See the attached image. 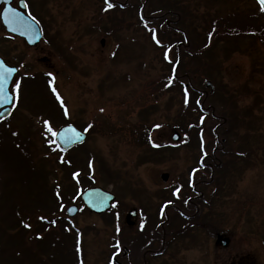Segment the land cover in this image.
Masks as SVG:
<instances>
[{
	"label": "rangeland",
	"instance_id": "1",
	"mask_svg": "<svg viewBox=\"0 0 264 264\" xmlns=\"http://www.w3.org/2000/svg\"><path fill=\"white\" fill-rule=\"evenodd\" d=\"M25 1L43 40L30 49L0 23V56L20 68L19 78L28 76L24 82L51 77L65 121L88 133L80 169L116 202L104 219L82 209L77 190L71 202L47 215L28 201L37 174H50L49 187L63 182L60 151L52 143L58 127L23 107L42 106L41 94L32 92L0 128V264H79L70 232L61 226L36 232L43 222L69 224L83 234V264H109L115 248L138 251L132 240L139 246V232L151 236L158 222L160 231L166 216L167 250L152 264H230L237 254L264 264V15L255 0H165L183 17L151 15V3L159 0ZM183 36L188 43L174 46ZM196 54L201 59H189ZM179 58V84L173 86L170 69ZM179 85L202 91L197 101H204L205 115L186 105ZM174 131L179 143L172 141ZM157 147L170 149L150 160L148 148ZM207 156L215 171L195 172ZM163 174L169 175L166 183ZM169 201L193 223L177 217L175 206L161 213ZM72 204L81 210L70 219L65 209ZM134 208L139 215L130 227L125 218ZM18 218L22 227L15 230ZM216 234L231 240L229 248L217 245ZM38 244L45 250L39 257Z\"/></svg>",
	"mask_w": 264,
	"mask_h": 264
},
{
	"label": "trees",
	"instance_id": "2",
	"mask_svg": "<svg viewBox=\"0 0 264 264\" xmlns=\"http://www.w3.org/2000/svg\"><path fill=\"white\" fill-rule=\"evenodd\" d=\"M150 13L152 14H159L160 17H162L166 13H172L179 16L183 15V12L179 9V7L176 4H169L165 0H159L157 3L152 2L150 7ZM162 15V16H161ZM183 17V16H182ZM159 18V16H158ZM140 19L142 23H146V20L144 19V16H142V13H140ZM145 21V22H144ZM181 30V29H180ZM183 34H186L183 29L181 30ZM189 40V39H188ZM174 41L175 44L179 45L181 42L184 41V36L181 37L179 41ZM180 42V43H179ZM190 44L191 46L194 45V41L191 40L190 37ZM193 47V46H192ZM194 50L191 48L189 51L191 52ZM189 53V52H188ZM202 57L206 56V53H201ZM190 56V55H189ZM186 57V55H185ZM187 58V57H186ZM194 61H197L201 59L199 57V54H196L192 56ZM177 67V62H175V65L170 69L171 77L170 81L172 82V85L175 86V83H178L175 79V71ZM182 69V64L180 65ZM180 67L178 68V71L180 70ZM22 88L20 89V97H19V107L23 108L25 107L26 110H28L32 115H36L38 117H42L45 120L53 123L55 127H60L63 125H66V119H65V107L63 106L60 98L57 95L56 89L54 87L53 81L50 79L47 75H38L34 76L31 80L22 81ZM179 84V83H178ZM171 85V84H170ZM178 89V88H177ZM41 94V105L36 106H23L25 104L26 100H29L32 98L33 93L37 92ZM197 92V93H195ZM193 91L190 88L182 87V85H179V93L184 96V100L187 101L186 105L189 106L193 103L195 105V108L202 113V115H205L204 111L202 110L201 104L197 101L200 100L201 94L199 91ZM189 94V95H188ZM188 95V96H186ZM194 98V99H193ZM195 101V102H194ZM185 103V102H184ZM225 104V102H224ZM23 106V107H22ZM189 116H191V113H189ZM202 127H196L197 130H200ZM226 141H227V135H225ZM147 142V141H146ZM228 142V141H227ZM52 143L54 145L55 150H59V147L57 146L54 139H52ZM197 145H199V141L197 142ZM166 149H170L169 147H164ZM164 148H148V156L150 160H156L157 157H161L163 155H166V152L168 150H165ZM48 149V148H47ZM83 147H78L74 150L68 151V152H61V156H59L60 168L62 171V185L56 184L52 185V187L49 185V180L47 179L48 176H50L49 173H45L42 175L37 174L36 178L33 177L34 174L30 175L36 180H42L44 181V184L42 186L35 185L34 182L36 180L32 179L29 182V189L27 192L28 201L34 202L38 204L40 207L39 209L43 210V212H46V215L51 213L53 210V207H56L58 204L66 205L69 202H71L70 198L74 194L76 190H82L84 188L92 187L94 186L91 181L92 177L90 173H83V171L80 169L81 166H83ZM164 149V150H163ZM54 150V151H55ZM62 160V161H61ZM82 163V165H81ZM205 171L203 166L199 165L198 171ZM52 175V174H51ZM38 176V177H37ZM44 179V180H43ZM59 193V194H58ZM169 204L175 205L176 203L169 201ZM182 208V207H181ZM196 213V211H195ZM43 215V214H41ZM210 216V213L208 214ZM108 217V215L103 216L105 219ZM204 218V217H203ZM22 220L18 218V220L15 221V225L13 226L14 229H20L22 227ZM43 226H40L37 228L36 232H42L46 228L50 227L52 224H49V222H43ZM38 225H41L39 222ZM64 225V224H62ZM61 228L66 232H68V227L62 226ZM171 227H178L177 224L174 226V224H171ZM170 227V228H171ZM24 233V232H23ZM25 234H27L25 232ZM184 235H179L178 237L185 238ZM71 237V236H70ZM72 239V238H71ZM45 253V250L38 244L37 250L35 251V255L39 257V254Z\"/></svg>",
	"mask_w": 264,
	"mask_h": 264
},
{
	"label": "water",
	"instance_id": "3",
	"mask_svg": "<svg viewBox=\"0 0 264 264\" xmlns=\"http://www.w3.org/2000/svg\"><path fill=\"white\" fill-rule=\"evenodd\" d=\"M256 1L262 9L259 0ZM12 3L13 0H0V8H2L0 20L3 27L6 29L7 33L24 39L29 47H36L42 40V34L37 23L28 16V6L26 2L20 0L17 8L13 7ZM262 11L264 12V10ZM103 44L104 43H102V45ZM17 72L16 68L7 67L0 58V83L4 85V94L0 95V120L6 119L11 114L13 95L10 93V86ZM206 87H210L211 91H214L211 82H207ZM55 138L62 149L70 150L75 146L83 145L87 139V134L69 125L60 128ZM172 139L174 142H179L181 136L179 133L174 132ZM161 180L166 183L169 180V175H161ZM115 199V196L111 192L104 191L100 188L89 189L81 196L83 205L92 213L98 215H102L109 211ZM78 212L79 208L77 206H70L66 210L67 216L71 218L75 217ZM135 218H137V211L134 209L127 214L125 219L126 224L130 227L134 226L135 223L133 220ZM217 240L223 247H228L230 244V240L222 236H219Z\"/></svg>",
	"mask_w": 264,
	"mask_h": 264
},
{
	"label": "flooded vegetation",
	"instance_id": "4",
	"mask_svg": "<svg viewBox=\"0 0 264 264\" xmlns=\"http://www.w3.org/2000/svg\"><path fill=\"white\" fill-rule=\"evenodd\" d=\"M177 32L182 34L181 30H177ZM181 47L182 46L179 45V48H181ZM16 67H18V66H16ZM18 69H19V73L17 74L16 79L19 78L20 72H21L19 67H18ZM27 77L28 76H21L20 78H22V79L19 78L20 79L19 82L16 81V79H15V81L12 83L11 91L13 92V85H14L15 82H17L16 83V90L17 91H16V95L13 93V104H12V108H11V114L6 119H1L0 120V128L3 127L2 129H4L5 125H7L9 122H11V120L14 118L15 113H17V111H19V110L20 111L23 110L22 108L19 107V103H20L19 102L20 101L19 97H20V89L22 88V83H23L22 80L27 78ZM39 118L44 120V118H42V117H39ZM28 122H33V119L29 118ZM208 158H206V159H208ZM206 159H204V161L202 162V165L204 167L212 170V171L213 170L215 171L216 165H215V163H213V160H211V159L206 160ZM210 160L212 161L211 163H210ZM194 179H195V177H194ZM212 179H211V182H212ZM193 191H194V193L198 192L197 189H194ZM210 201L212 202L213 198L210 199ZM189 202H190V204L194 205V203L191 202L190 200H189ZM174 208L178 212V216L177 217L184 216V217L188 218V215L184 214L181 210L178 209V207H174ZM134 209L137 211V217H138V215H139L138 214V210L136 208H134ZM62 210H63V208L61 209L60 213L62 212ZM65 211H66V209H65ZM79 214H80V212H79ZM190 218H193V217H190ZM57 219L59 221L60 218L58 217ZM65 221L69 223V221H71V220H69V219L66 220L65 219ZM167 222L168 221H164L160 225V231L163 233L161 239H160V231L158 230L159 229L158 228L159 227V222H158L157 224H155L156 226H158L157 229L154 230V231H151L149 233L151 236L147 235L148 232L147 233L146 232L145 233H140L139 232V235L137 237L138 238L137 240L141 241V244L139 246L136 245L137 241L135 239L132 240L133 244H134V246H136L137 250L139 249L138 251H136V250L134 251L135 247L134 248H126V249L124 248V249H119V250H116V248H115L114 251L112 252L111 257H110V263L109 264H152L153 261L158 260L167 250V247H166L167 246V243H166V230L164 228L165 225L167 224ZM61 223L62 222H59V224L54 226V227H58L59 228L62 225ZM211 223L215 224L214 222H211ZM66 225H67L66 227H70L69 224H66ZM62 226H65V224L62 225ZM176 228L177 227H173V228L171 227L169 230L171 232H174V231H176L175 230ZM69 232H70V236L72 238V241L75 244L74 250L76 251V253L78 255L79 264H83L82 254H81L83 239L82 240L80 239V236L83 237V234H80L79 233L80 231H78V232L75 231V229H73V227L69 230ZM175 235H176L175 236L176 238H179L177 236V234H175ZM219 236H223V235L216 234L215 235L216 240H217V238ZM143 238L146 239V240L149 238L146 241V243H145V246L148 247V248L143 253H141L140 246L143 244V240H144ZM216 243H217V245H220L222 249H227V248L222 247V245L220 243H218V242H216ZM165 262L166 261H160L158 264H162V263L165 264ZM212 263H210V264H212ZM247 263L255 264L254 262H252V259L250 257H248V255L244 256L242 254L235 255V257L232 259V262H230V264H247Z\"/></svg>",
	"mask_w": 264,
	"mask_h": 264
},
{
	"label": "snow or ice",
	"instance_id": "5",
	"mask_svg": "<svg viewBox=\"0 0 264 264\" xmlns=\"http://www.w3.org/2000/svg\"><path fill=\"white\" fill-rule=\"evenodd\" d=\"M260 4L262 5V10H264V0H259ZM112 4H109V7H112ZM4 94V85L3 83H0V95ZM51 131V129H49ZM55 135V133H53Z\"/></svg>",
	"mask_w": 264,
	"mask_h": 264
}]
</instances>
